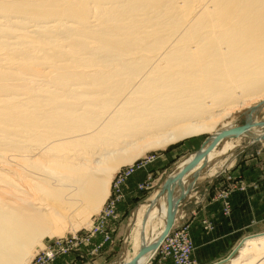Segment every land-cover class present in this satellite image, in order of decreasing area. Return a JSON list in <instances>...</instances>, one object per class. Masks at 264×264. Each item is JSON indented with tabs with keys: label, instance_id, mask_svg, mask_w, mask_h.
<instances>
[{
	"label": "bare ground",
	"instance_id": "obj_1",
	"mask_svg": "<svg viewBox=\"0 0 264 264\" xmlns=\"http://www.w3.org/2000/svg\"><path fill=\"white\" fill-rule=\"evenodd\" d=\"M257 99L264 0H0V264H30L56 219L98 212L121 167L212 132L134 214L124 264H148L197 180L241 138L264 140L257 120L216 129ZM231 264H264V235Z\"/></svg>",
	"mask_w": 264,
	"mask_h": 264
},
{
	"label": "rangeland",
	"instance_id": "obj_2",
	"mask_svg": "<svg viewBox=\"0 0 264 264\" xmlns=\"http://www.w3.org/2000/svg\"><path fill=\"white\" fill-rule=\"evenodd\" d=\"M257 100H253L251 103L249 102V104L242 107H234L228 112L229 116L218 119L216 129H220L222 125L227 122H232V124L239 128H244L248 126V124L256 122V120L257 122H264V99H261V101ZM253 109H256V111ZM245 124L246 126H242ZM211 137L212 132H205L198 136L171 144L166 148L150 150L136 159L131 165L129 164L121 167L120 171L117 173L115 172L113 176L114 178L110 185V196L104 206L101 207L98 212L94 213H81L85 206H80L78 209H81L79 213L82 215L78 213L77 215L79 216H77L76 213H74L72 222L75 223V225L73 227L69 221L63 220V217V219L61 217L58 218L60 215L55 216L58 218L54 223L56 227L60 226V224H64L62 231L55 235L44 236L41 241L39 240L40 242L31 249L30 256L27 257L28 261L31 260L29 263L39 264V259L44 258L50 249L55 251L60 250L58 247L63 245V248L64 246L66 248L65 254H59L53 260L47 259L46 262L42 264H124L126 260L130 259L134 254L131 234L135 229L133 223L136 210L164 187L169 180V175L178 164L190 155L201 151L205 143ZM238 146L239 147L230 154L229 159L224 158V160H227V164L225 162L224 167H218L214 174L212 172L205 173L197 180V183L193 185L188 193L189 196L186 194L183 195H186V197L178 205V211H180L183 216L176 222L169 235L179 230H183L188 234V238L192 244V251L190 254L191 264H195V260L193 259L195 243L192 239L190 228L188 225L182 227L177 226H181L179 224L187 218L192 200L190 196L192 197L193 194L201 188V185L225 172L235 160L258 156V154L264 152V140L252 142L247 138H241ZM131 168L134 169V173L129 177V180H122L120 176L125 173L124 171L130 170ZM39 175L44 179L48 177V174L44 172H40ZM211 175L213 176L211 177ZM133 181L137 183L134 184V186L136 185L134 192L132 191V187H130L131 185L128 189L126 188V186ZM238 186L241 191L246 190V186L243 184H238ZM228 191L229 189L222 194H225L223 196V202L225 204L226 215L230 212V204L224 201V197L227 196ZM112 204H114L116 211L114 215L109 216L110 214L105 212L107 209H110ZM184 205L185 208L183 207ZM53 211L54 210H51V213L55 215ZM207 227L210 228V226ZM106 235H108V238ZM260 235H264V231L256 236H249L247 239L256 238ZM164 241L161 245H163ZM243 243L244 242L238 246L232 255L217 264H231V261L238 257V251ZM160 247L148 264H175L173 258H166L165 255L162 254L163 252ZM160 250L161 252H159ZM182 260H178L179 264H183L184 261H186Z\"/></svg>",
	"mask_w": 264,
	"mask_h": 264
},
{
	"label": "crops",
	"instance_id": "obj_3",
	"mask_svg": "<svg viewBox=\"0 0 264 264\" xmlns=\"http://www.w3.org/2000/svg\"><path fill=\"white\" fill-rule=\"evenodd\" d=\"M134 184L136 181L126 188L131 185L134 192ZM238 184L246 190L241 191ZM228 189L224 201L230 204V212L226 215L222 194ZM190 199L188 216L177 227L190 228L195 264H217L247 237L264 231V152L235 160L225 172L201 185Z\"/></svg>",
	"mask_w": 264,
	"mask_h": 264
},
{
	"label": "built area",
	"instance_id": "obj_4",
	"mask_svg": "<svg viewBox=\"0 0 264 264\" xmlns=\"http://www.w3.org/2000/svg\"><path fill=\"white\" fill-rule=\"evenodd\" d=\"M125 173L120 176L122 180H129V177L134 173V169L131 168L130 170L124 171ZM120 185V184H117ZM116 209L114 204L111 205L110 209H107L105 213H109V216L114 215ZM108 235H106L107 237ZM108 238V237H107ZM60 250H53L50 249L48 254L44 257L39 259L38 263L42 264L46 262V260H53L59 254H65L66 248L63 245L58 247ZM162 254L165 255L166 258H173L175 264H179L178 260H186L183 264H191L190 254L192 251V244L188 238V234L183 231H175L168 238L164 241L163 245H161ZM161 250L159 252H161ZM57 253V254H56ZM164 257V258H165Z\"/></svg>",
	"mask_w": 264,
	"mask_h": 264
},
{
	"label": "water",
	"instance_id": "obj_5",
	"mask_svg": "<svg viewBox=\"0 0 264 264\" xmlns=\"http://www.w3.org/2000/svg\"><path fill=\"white\" fill-rule=\"evenodd\" d=\"M242 126H246L245 125H242ZM220 138L217 139L212 145H211V148H215L218 143L220 142ZM208 143V141L205 143V145L203 146V148L206 146V144ZM202 148V149H203ZM202 159V156H198L195 158V160L193 161V163L191 164V166L189 168H192L193 166H195L200 160ZM188 168V169H189ZM175 223H174V220L173 218L169 217L168 218V222H167V225H166V228H165V232L163 233V236L161 238V242L164 241V239L169 235V233L171 232V230L173 229ZM147 252V250H142L141 252H139V254L136 256V258H134V262L142 255H144L145 253Z\"/></svg>",
	"mask_w": 264,
	"mask_h": 264
}]
</instances>
